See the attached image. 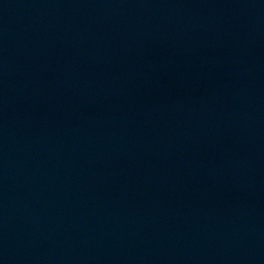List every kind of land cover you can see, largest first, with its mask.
I'll list each match as a JSON object with an SVG mask.
<instances>
[{
    "label": "water",
    "instance_id": "obj_1",
    "mask_svg": "<svg viewBox=\"0 0 264 264\" xmlns=\"http://www.w3.org/2000/svg\"><path fill=\"white\" fill-rule=\"evenodd\" d=\"M0 264H264V0H0Z\"/></svg>",
    "mask_w": 264,
    "mask_h": 264
}]
</instances>
